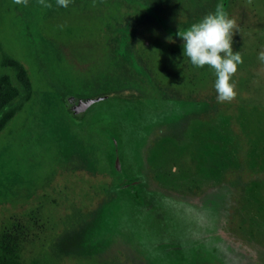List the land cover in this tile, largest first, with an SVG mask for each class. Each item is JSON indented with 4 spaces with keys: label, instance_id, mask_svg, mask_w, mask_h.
I'll return each mask as SVG.
<instances>
[{
    "label": "rangeland",
    "instance_id": "rangeland-1",
    "mask_svg": "<svg viewBox=\"0 0 264 264\" xmlns=\"http://www.w3.org/2000/svg\"><path fill=\"white\" fill-rule=\"evenodd\" d=\"M45 2L0 0V52L28 59L18 19L31 14L44 59L0 133V243L19 264H166L176 219L191 231L184 264H264V0ZM217 4L236 20L243 59L225 103L176 35ZM116 48L129 49L160 114L114 93L72 113L66 91L96 80Z\"/></svg>",
    "mask_w": 264,
    "mask_h": 264
},
{
    "label": "trees",
    "instance_id": "trees-1",
    "mask_svg": "<svg viewBox=\"0 0 264 264\" xmlns=\"http://www.w3.org/2000/svg\"><path fill=\"white\" fill-rule=\"evenodd\" d=\"M26 10L30 11L28 8H25ZM18 24H23L22 30L24 32L26 30L30 31L29 35L26 34L24 36L29 55L27 56L28 59L23 61L3 51L0 52V133L31 98V93L34 89L32 75L33 77L35 75L31 66H33L34 57L44 60L42 55L39 54L41 53V49L37 51L38 47H40V42L37 43L31 39V36H35L36 34L31 14L25 18L20 17ZM129 53V49L122 50L121 48H116L108 57L107 67H103L104 70L98 72L96 80L87 83L83 87L79 85L75 87L73 85L75 89H69V92L66 91V93L74 96H80L81 94L89 96V93H94L96 96H104L105 98L108 94L114 93L119 100L130 102L133 105L138 104L148 114H160V108L164 105L163 101L154 96L152 89L144 78L140 79L138 77V67ZM44 80H47L46 77ZM76 91L80 92V95H76ZM125 98L130 99L125 100ZM110 137L112 140L118 141V136L114 132L110 133ZM126 183V179L121 178L122 186L127 187L129 190L137 188V184L135 183ZM177 226V224L171 225L170 235L172 237L168 239V244H164L166 247L168 246V255L163 259L166 264H184L181 250L178 249L179 242L177 236L179 235V231L177 230ZM0 264H19L16 253L2 243H0ZM36 264L41 263L36 262Z\"/></svg>",
    "mask_w": 264,
    "mask_h": 264
},
{
    "label": "clouds",
    "instance_id": "clouds-1",
    "mask_svg": "<svg viewBox=\"0 0 264 264\" xmlns=\"http://www.w3.org/2000/svg\"><path fill=\"white\" fill-rule=\"evenodd\" d=\"M71 0H56L60 7L67 8ZM17 5L27 6L28 0H14ZM45 8H51L50 3L39 0ZM236 20L230 18L221 4H217L214 12L206 14L200 21L192 24L176 35L183 41V55L197 68L208 66L215 73L214 89L218 103L231 102L236 98L235 84L232 77L243 63L239 52H233V34ZM167 42H173L171 37ZM258 59L264 62V51L259 53ZM203 219V218H201Z\"/></svg>",
    "mask_w": 264,
    "mask_h": 264
},
{
    "label": "water",
    "instance_id": "water-1",
    "mask_svg": "<svg viewBox=\"0 0 264 264\" xmlns=\"http://www.w3.org/2000/svg\"><path fill=\"white\" fill-rule=\"evenodd\" d=\"M70 104H71V111L75 115H80L81 113L85 112L86 109L92 105L94 102L103 100L104 96H96V97H89L87 99H79L76 103L74 101V97H67Z\"/></svg>",
    "mask_w": 264,
    "mask_h": 264
},
{
    "label": "flooded vegetation",
    "instance_id": "flooded-vegetation-1",
    "mask_svg": "<svg viewBox=\"0 0 264 264\" xmlns=\"http://www.w3.org/2000/svg\"><path fill=\"white\" fill-rule=\"evenodd\" d=\"M75 97V96H74ZM79 100V98L78 99H76V98H74V101H75V103L77 102ZM117 154V153H116ZM180 215H181V213H180ZM182 218H183V216H182ZM174 219V218H173ZM171 221H172V223H171V225H174V224H177L178 226H177V230L179 231V235L177 236V238H178V242L181 244L182 242H183V246H187L188 245V242H189V239L191 238V231H189V226H188V224H189V222L188 221H185V224H184V222L183 223H180V220H176V219H174V220H172L171 219ZM169 224V223H168ZM184 224V225H183ZM173 228V227H172ZM168 236V235H167ZM172 237V236H171ZM234 260H236V259H234Z\"/></svg>",
    "mask_w": 264,
    "mask_h": 264
}]
</instances>
